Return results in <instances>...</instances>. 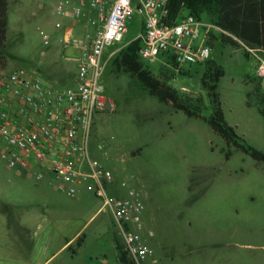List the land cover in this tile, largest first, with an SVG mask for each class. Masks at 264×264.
I'll return each instance as SVG.
<instances>
[{
	"label": "rangeland",
	"instance_id": "1",
	"mask_svg": "<svg viewBox=\"0 0 264 264\" xmlns=\"http://www.w3.org/2000/svg\"><path fill=\"white\" fill-rule=\"evenodd\" d=\"M55 9L56 0H10L8 65L2 72L24 68L57 88L74 83V51L60 42L63 30L55 27ZM143 23V15L136 13L123 41L105 48L104 61L139 38ZM41 32L49 36L48 43ZM211 47L212 60L225 71L217 92L226 121L247 146L264 152V76L258 75L256 53L236 39H218ZM258 54L264 59L263 51ZM114 58L101 77L114 111L93 116L87 150L92 161L116 174L124 193L129 188L141 193L142 233L151 250L147 264H264V163L228 148L212 130L213 107L202 86L205 66L186 64L185 74H179L163 57L144 61L203 109L201 117L189 118L161 103L137 78L117 72ZM5 146L0 140V150ZM34 178L24 180L0 154V251L29 255L31 248L27 263L48 252L47 264H89L88 257L94 264H121L117 244L122 237L112 213L104 210L86 225L102 207L100 199L82 188L81 204L78 196L64 194L51 203L43 183ZM28 219L35 223L26 229L21 223ZM80 228L84 245L63 247Z\"/></svg>",
	"mask_w": 264,
	"mask_h": 264
},
{
	"label": "built area",
	"instance_id": "2",
	"mask_svg": "<svg viewBox=\"0 0 264 264\" xmlns=\"http://www.w3.org/2000/svg\"><path fill=\"white\" fill-rule=\"evenodd\" d=\"M171 0H56L55 27L62 29L60 42L74 51V83L52 87L24 68L0 72V150L7 167L23 175L34 171L37 180L51 172L69 197L78 196L79 187L102 201L109 209L122 237L125 253L135 264H147L150 249L142 231L145 205L139 191L130 189L126 197L115 194L116 174L92 161L87 136L93 116L113 112L101 77L105 48L123 41L136 13L144 17L139 38L142 60L165 58L177 72L186 64L212 60V36L225 33L213 23L184 11L170 20ZM73 19L65 24L66 19ZM45 43L49 36L41 32ZM256 53L258 75L264 76V59ZM175 65H174V64ZM153 236V233H150Z\"/></svg>",
	"mask_w": 264,
	"mask_h": 264
},
{
	"label": "trees",
	"instance_id": "3",
	"mask_svg": "<svg viewBox=\"0 0 264 264\" xmlns=\"http://www.w3.org/2000/svg\"><path fill=\"white\" fill-rule=\"evenodd\" d=\"M9 8V0H0V72L8 65ZM169 10L172 23L187 11L200 20L220 27L225 33L214 34L211 44L218 39L222 43L236 39L249 49L264 52V0H171ZM140 48L141 40L136 39L119 52L112 60L117 72L123 71L137 78L152 96L157 97L163 104L171 105L176 111L183 112L187 117H201L203 109L170 86L164 78L166 73H163L161 78L145 66L144 60L139 55ZM201 65L205 66L202 86L213 107V121L210 123L212 130L220 134L228 148L234 147L249 155L254 161L264 163V152L247 146L236 129L226 121L220 94L217 92L218 83L225 74L223 67L213 60ZM178 72L185 74L184 69ZM261 102L263 103L264 99ZM226 158H230V152L227 153ZM84 241L83 234L76 242L77 248L80 249ZM117 248L121 264H135L125 253L121 243L117 244ZM73 254L76 255L77 250H73Z\"/></svg>",
	"mask_w": 264,
	"mask_h": 264
},
{
	"label": "crops",
	"instance_id": "4",
	"mask_svg": "<svg viewBox=\"0 0 264 264\" xmlns=\"http://www.w3.org/2000/svg\"><path fill=\"white\" fill-rule=\"evenodd\" d=\"M10 2V0H9ZM66 21V20H65ZM71 22H73V19L69 18V23L65 22V24H71ZM64 32V31H63ZM44 83V82H43ZM46 84V83H44ZM48 86H52V87H55L54 84H53V81L49 82L48 84H46ZM22 178L24 180H31L35 177L34 175V171H31L30 173H25L23 175H21ZM36 179V177L34 178ZM36 182H39V183H43L41 186H43L45 188V191L51 196V203H58V200L60 199L59 196H62L63 194L64 195H67V192L62 190L61 189V186H60V182L59 180L49 171L46 172L45 176L43 179L41 180H37L36 179ZM57 182V183H56ZM53 183H55V185L53 186ZM82 188L84 187H79L78 189V198L76 199L79 203L81 202V199L79 198V196H81L82 194ZM85 189V188H84ZM131 188H129L130 190ZM123 188L120 187V185H118L116 183V189H115V194L117 196H120V197H126L127 196V191H125V193L122 191ZM85 191H87L85 189ZM88 192V191H87ZM90 193V192H89ZM76 201V202H77ZM81 204V203H80ZM104 210H107V209H102V207L98 208V210L93 214V216H91V218L87 217L88 221L86 222V225L94 218L96 217L98 214H100L102 211ZM109 210V209H108ZM110 211V210H109ZM111 212V211H110ZM112 213V212H111ZM113 215V214H112ZM113 220H114V217H113ZM33 221V223H35V220L34 219H28V220H24L22 223H21V226L22 227H25L26 229L29 228V223ZM115 222V220H114ZM116 225V223H115ZM40 227V226H39ZM85 227V225L83 226V228ZM83 228H80L78 230V232L74 235V236H71V238H65V244L63 245V247H66L67 245H69L70 243H74V242H77L78 238L81 236L80 234L83 232ZM104 228H105V222L103 220H101L99 222V230L104 232ZM38 230H41L40 228ZM35 235L37 236H40L38 234V232L36 231L35 232ZM80 235V236H79ZM79 236V237H78ZM52 241L49 240L47 245L49 244H52L51 243ZM57 243V242H56ZM85 243V241H84ZM72 245V244H71ZM70 245V246H71ZM84 245V244H83ZM35 248V246H34ZM149 248V247H148ZM150 249V248H149ZM30 252H29V255L27 253H25L24 251H10V250H4V251H0V264H47L48 263V260L47 261H44V257H46L47 253L45 254H40L38 259H35L33 261H30L29 263L26 262V260H31L32 259V253H33V250H31V248L29 249ZM150 254H151V250H150ZM149 254V255H150ZM148 255V256H149ZM93 259L92 258H87V263L89 264H92L93 262ZM108 262L106 260L103 261L102 264H107ZM94 264V263H93Z\"/></svg>",
	"mask_w": 264,
	"mask_h": 264
}]
</instances>
